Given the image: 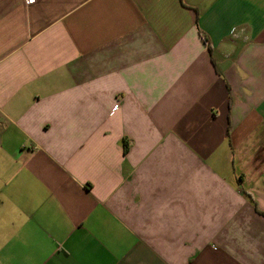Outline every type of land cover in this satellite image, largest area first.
Listing matches in <instances>:
<instances>
[{"label": "crops", "instance_id": "obj_1", "mask_svg": "<svg viewBox=\"0 0 264 264\" xmlns=\"http://www.w3.org/2000/svg\"><path fill=\"white\" fill-rule=\"evenodd\" d=\"M0 264H264V0H0Z\"/></svg>", "mask_w": 264, "mask_h": 264}, {"label": "built area", "instance_id": "obj_2", "mask_svg": "<svg viewBox=\"0 0 264 264\" xmlns=\"http://www.w3.org/2000/svg\"><path fill=\"white\" fill-rule=\"evenodd\" d=\"M25 5L33 4L36 0H22Z\"/></svg>", "mask_w": 264, "mask_h": 264}, {"label": "trees", "instance_id": "obj_3", "mask_svg": "<svg viewBox=\"0 0 264 264\" xmlns=\"http://www.w3.org/2000/svg\"><path fill=\"white\" fill-rule=\"evenodd\" d=\"M200 36H201V38H202L204 44L207 46V48H209V45H208V42H207L206 37H205L204 35H202V34H200Z\"/></svg>", "mask_w": 264, "mask_h": 264}]
</instances>
